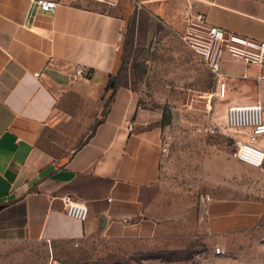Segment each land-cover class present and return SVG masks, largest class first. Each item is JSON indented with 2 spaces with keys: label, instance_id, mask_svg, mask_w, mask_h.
I'll return each instance as SVG.
<instances>
[{
  "label": "crops",
  "instance_id": "obj_1",
  "mask_svg": "<svg viewBox=\"0 0 264 264\" xmlns=\"http://www.w3.org/2000/svg\"><path fill=\"white\" fill-rule=\"evenodd\" d=\"M121 3L58 0L54 11H41L28 0H0V244L173 234L172 215L156 190L163 111L142 106L115 77L128 17L144 8L182 30L184 16L200 11L211 25L264 41V0ZM220 68L227 83L221 109L264 105V80H256L264 66L223 53ZM96 118L85 142L62 149V130L75 137L69 130ZM62 122L70 127L62 129ZM65 195L87 206L85 221L65 214ZM202 219L220 239L263 228L264 200L207 197Z\"/></svg>",
  "mask_w": 264,
  "mask_h": 264
},
{
  "label": "rangeland",
  "instance_id": "obj_2",
  "mask_svg": "<svg viewBox=\"0 0 264 264\" xmlns=\"http://www.w3.org/2000/svg\"><path fill=\"white\" fill-rule=\"evenodd\" d=\"M180 22L182 30L136 9L128 17L115 75L142 106L163 111L164 162L156 190L172 215L173 234L152 239L97 235L78 245L0 244V264H264V227L221 239L204 227L207 197L264 200V164L254 168L233 157L235 133L226 125L221 101L212 97L207 43L196 32L184 38L186 17ZM96 123L97 118L69 130L75 137L62 130L57 138L62 149L70 152L85 142Z\"/></svg>",
  "mask_w": 264,
  "mask_h": 264
},
{
  "label": "built area",
  "instance_id": "obj_3",
  "mask_svg": "<svg viewBox=\"0 0 264 264\" xmlns=\"http://www.w3.org/2000/svg\"><path fill=\"white\" fill-rule=\"evenodd\" d=\"M30 7L41 11H54L58 0H28ZM106 7L121 5L123 0H93ZM192 10V8H190ZM186 33L184 38H190L191 33L203 37L207 43L205 59L215 80V88L212 97L223 99L227 93L225 75L221 72L220 60L223 53H228L236 58L244 60L248 64L258 67L264 66V41L253 40L239 34L225 31L206 21L205 14L200 11L190 12L186 17ZM196 37V36H195ZM201 41V40H200ZM84 70L79 68L76 75L83 76ZM36 77L38 73L34 74ZM256 80H264V74L259 73ZM226 125L235 133V147L232 155L241 163L254 168H261L264 164V147L259 140L264 136V105L237 104L230 105L225 111ZM128 130H133V125H128ZM165 150L164 143L162 152ZM65 214L71 218L85 221L88 216V208L84 203L73 199L70 195L62 198ZM215 252H221L217 247Z\"/></svg>",
  "mask_w": 264,
  "mask_h": 264
}]
</instances>
